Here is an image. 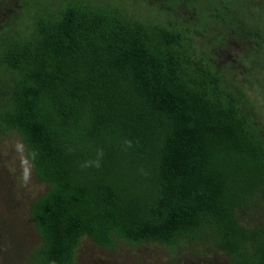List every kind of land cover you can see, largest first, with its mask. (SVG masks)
Here are the masks:
<instances>
[{
    "label": "trees",
    "instance_id": "1",
    "mask_svg": "<svg viewBox=\"0 0 264 264\" xmlns=\"http://www.w3.org/2000/svg\"><path fill=\"white\" fill-rule=\"evenodd\" d=\"M202 1L203 35L221 25L264 58V0H175L157 6L168 23L67 0L1 41L0 132L38 152L46 184L29 205L40 241L25 264H75L84 237L209 238L231 264H264V222L244 218L264 198V133L242 93L184 48ZM99 149L102 166L82 168Z\"/></svg>",
    "mask_w": 264,
    "mask_h": 264
},
{
    "label": "rangeland",
    "instance_id": "2",
    "mask_svg": "<svg viewBox=\"0 0 264 264\" xmlns=\"http://www.w3.org/2000/svg\"><path fill=\"white\" fill-rule=\"evenodd\" d=\"M91 1L117 6L129 19L158 23H168L169 17L158 11L157 6L175 2ZM65 2L67 0H0V43L13 34H29L37 8L56 10ZM200 6L185 31L184 48L212 66L229 89L242 93V107L261 124L264 133V58H255L252 50L246 52L245 41L232 36V32L221 25L203 35V1ZM261 51L264 56V48ZM17 140L23 142L15 132H0V264H25L28 251L40 241L29 216V205L45 191L46 184L36 179L32 167L29 185L21 186L19 159L13 148ZM244 218L249 224L264 222V198L245 213ZM75 264H231V261L209 238L204 242L182 241L175 246L155 242L132 244L119 239L113 248H105L84 237Z\"/></svg>",
    "mask_w": 264,
    "mask_h": 264
},
{
    "label": "clouds",
    "instance_id": "3",
    "mask_svg": "<svg viewBox=\"0 0 264 264\" xmlns=\"http://www.w3.org/2000/svg\"><path fill=\"white\" fill-rule=\"evenodd\" d=\"M132 143L133 142L130 139H126L124 141L125 149L132 147ZM13 148L17 153L20 164V184L22 187H27L31 181L32 167L38 157V152L35 149L26 151L24 143L19 140L14 143ZM103 155V150L99 149L97 151L96 158L94 160L86 161L81 165V167H95L99 169L102 166ZM143 171V168H141V172Z\"/></svg>",
    "mask_w": 264,
    "mask_h": 264
}]
</instances>
